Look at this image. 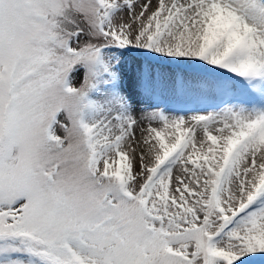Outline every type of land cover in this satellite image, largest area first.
Wrapping results in <instances>:
<instances>
[{
	"label": "snow or ice",
	"instance_id": "6c2138e0",
	"mask_svg": "<svg viewBox=\"0 0 264 264\" xmlns=\"http://www.w3.org/2000/svg\"><path fill=\"white\" fill-rule=\"evenodd\" d=\"M169 87L232 98L190 120L137 119L133 95ZM252 254H264V0H0V264Z\"/></svg>",
	"mask_w": 264,
	"mask_h": 264
},
{
	"label": "rangeland",
	"instance_id": "374dc122",
	"mask_svg": "<svg viewBox=\"0 0 264 264\" xmlns=\"http://www.w3.org/2000/svg\"><path fill=\"white\" fill-rule=\"evenodd\" d=\"M185 67H199V65H184ZM159 70L169 76L174 73L180 72L179 68L175 65H161ZM186 78L198 79L206 77L210 80L212 79H221L220 72L215 73L214 77L206 76L203 74L194 71L184 72ZM208 74V73H207ZM82 83V80L76 81V86ZM232 98L231 94L225 95L219 90L209 91L207 89H197V88H186L183 90H173L172 88H165L157 90L156 94L151 100H147L144 97H137L133 95V105L135 108L134 115L137 119H141V110L147 109L148 111L156 110H165L171 115H183L186 120H190V117L193 114H207L211 111H218L226 105V103ZM246 99V97H242ZM143 101V103L141 102ZM143 126L147 127V122H143ZM153 126H159L153 124ZM136 138L141 139L140 128H136ZM202 132L196 131V139H202ZM139 151V149H137ZM252 259L249 260V264H264V254H252ZM242 259L248 260L247 257H242Z\"/></svg>",
	"mask_w": 264,
	"mask_h": 264
},
{
	"label": "trees",
	"instance_id": "16d2710c",
	"mask_svg": "<svg viewBox=\"0 0 264 264\" xmlns=\"http://www.w3.org/2000/svg\"><path fill=\"white\" fill-rule=\"evenodd\" d=\"M194 70V71H197L198 73H200V74H203V75H206V76H214L215 75V73H217L216 71L215 72H212V71H207V70H205L204 68H202V67H191V70ZM180 70V69H179ZM218 71V70H217ZM180 72H181V70H180ZM208 73V74H207Z\"/></svg>",
	"mask_w": 264,
	"mask_h": 264
}]
</instances>
